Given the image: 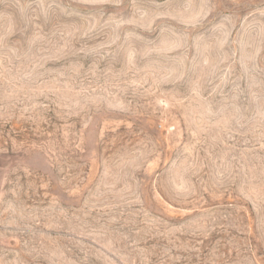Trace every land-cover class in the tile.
Instances as JSON below:
<instances>
[{
    "label": "rangeland",
    "instance_id": "rangeland-1",
    "mask_svg": "<svg viewBox=\"0 0 264 264\" xmlns=\"http://www.w3.org/2000/svg\"><path fill=\"white\" fill-rule=\"evenodd\" d=\"M0 264H264V0H0Z\"/></svg>",
    "mask_w": 264,
    "mask_h": 264
}]
</instances>
